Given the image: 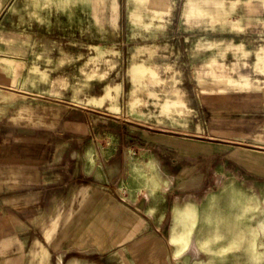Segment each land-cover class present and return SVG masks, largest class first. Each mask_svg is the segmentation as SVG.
Here are the masks:
<instances>
[{"label": "rangeland", "instance_id": "obj_1", "mask_svg": "<svg viewBox=\"0 0 264 264\" xmlns=\"http://www.w3.org/2000/svg\"><path fill=\"white\" fill-rule=\"evenodd\" d=\"M9 109L88 120L72 164L139 207L117 224L115 264H136L130 226L153 228L164 211L159 264H264V175L229 157L234 144L264 150V0H0V115ZM143 135L186 152L228 145L188 156ZM185 208L187 238L171 242Z\"/></svg>", "mask_w": 264, "mask_h": 264}, {"label": "crops", "instance_id": "obj_2", "mask_svg": "<svg viewBox=\"0 0 264 264\" xmlns=\"http://www.w3.org/2000/svg\"><path fill=\"white\" fill-rule=\"evenodd\" d=\"M10 112L0 115V264H100L105 253L107 261L118 262L120 255L113 252L119 244L117 224L128 221V211L139 207L118 203L108 186L95 184L86 178L84 166L73 165L78 164V149L70 139L90 132L88 120L73 116L72 111L35 120L19 119ZM143 138L144 145L175 148L188 156L223 152L228 145L219 140L212 148L206 143L204 149L186 152L177 147L176 139ZM229 153L240 166L264 175L263 149L234 144ZM77 169L83 176L75 175ZM180 171L174 169L170 176ZM162 215L158 225L152 222L153 228L152 218L138 220L137 232L130 226L138 237L126 245L128 261L160 263L157 243L167 214ZM192 216L186 208L175 215L169 229L171 242L187 238L178 226L184 228Z\"/></svg>", "mask_w": 264, "mask_h": 264}]
</instances>
